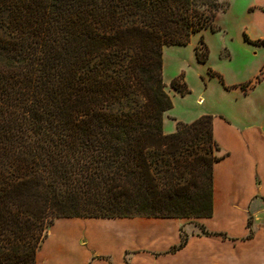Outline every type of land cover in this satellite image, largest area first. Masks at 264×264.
I'll return each mask as SVG.
<instances>
[{
  "label": "trees",
  "instance_id": "1",
  "mask_svg": "<svg viewBox=\"0 0 264 264\" xmlns=\"http://www.w3.org/2000/svg\"><path fill=\"white\" fill-rule=\"evenodd\" d=\"M229 7L0 0V264H36L58 218L213 215V167L222 158L213 154V116L165 133L174 103L164 47L219 30L216 16ZM200 42L196 57L206 63ZM173 87L189 92L185 82Z\"/></svg>",
  "mask_w": 264,
  "mask_h": 264
},
{
  "label": "crops",
  "instance_id": "2",
  "mask_svg": "<svg viewBox=\"0 0 264 264\" xmlns=\"http://www.w3.org/2000/svg\"><path fill=\"white\" fill-rule=\"evenodd\" d=\"M244 16L241 45L251 58L262 56L263 68L264 0H247ZM221 28L225 39L220 51L233 41ZM243 30L251 43L244 40ZM237 84L219 87L234 110L213 115V135L223 155L213 167L211 217L58 218L36 264H264V102L256 111L244 106L264 78L244 93L232 87ZM176 129V122L172 127L164 118L165 133ZM185 225L193 227L189 234Z\"/></svg>",
  "mask_w": 264,
  "mask_h": 264
},
{
  "label": "rangeland",
  "instance_id": "3",
  "mask_svg": "<svg viewBox=\"0 0 264 264\" xmlns=\"http://www.w3.org/2000/svg\"><path fill=\"white\" fill-rule=\"evenodd\" d=\"M218 1L221 4L224 2H229L230 4L229 10L226 12L219 11L218 17L216 16L215 27L221 29L218 34L216 33L219 30L212 31L210 28H207L193 35L190 43L187 45H168L164 47V82L166 90L174 103L173 107L166 111L164 118L172 127H174L175 122L176 124L181 121L192 122L195 120V116L197 118L202 115L213 116L219 112L224 113L234 110L235 107L232 105V102L221 94L219 90V87H222V83L218 77L210 75V69L220 72L224 76L227 85L239 83L232 87L237 88L241 93L249 91L250 87L247 86L248 81L254 83L257 76H262L264 71V67L260 66L262 56L257 55L251 58L241 45V28L246 21L244 14L247 0ZM253 9L248 8L249 12ZM221 26L224 29L226 28L232 36L233 41L231 48L223 46L220 51L221 43L225 39ZM242 35L245 41L252 42L246 30H243ZM201 37H203L210 51L209 59L206 63L199 62L196 57L195 49L197 46L200 47L202 52L204 51L200 42ZM255 76L256 78H253ZM174 81L176 83L185 82L189 92L182 95L173 87ZM261 101L264 102V85L253 93L250 99L246 100L244 106L252 107L256 111V106ZM213 154L217 158L221 157L223 152L220 148L217 149L216 146L213 147ZM185 222L187 223L188 221L185 220ZM192 228L190 225H185L183 230L189 234L188 230ZM49 229L50 227L46 228L45 234L47 231L49 232ZM42 244L43 241L39 245L37 255ZM129 257L130 253L126 252L125 260L128 261ZM105 258L110 260L108 256Z\"/></svg>",
  "mask_w": 264,
  "mask_h": 264
}]
</instances>
